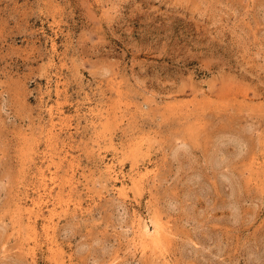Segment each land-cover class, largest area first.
Masks as SVG:
<instances>
[{
	"label": "rangeland",
	"instance_id": "1",
	"mask_svg": "<svg viewBox=\"0 0 264 264\" xmlns=\"http://www.w3.org/2000/svg\"><path fill=\"white\" fill-rule=\"evenodd\" d=\"M0 264H264V0H0Z\"/></svg>",
	"mask_w": 264,
	"mask_h": 264
},
{
	"label": "bare ground",
	"instance_id": "2",
	"mask_svg": "<svg viewBox=\"0 0 264 264\" xmlns=\"http://www.w3.org/2000/svg\"><path fill=\"white\" fill-rule=\"evenodd\" d=\"M109 170V169H108Z\"/></svg>",
	"mask_w": 264,
	"mask_h": 264
}]
</instances>
